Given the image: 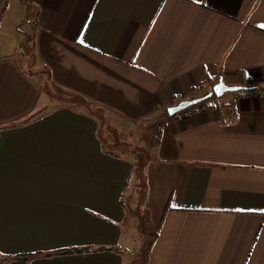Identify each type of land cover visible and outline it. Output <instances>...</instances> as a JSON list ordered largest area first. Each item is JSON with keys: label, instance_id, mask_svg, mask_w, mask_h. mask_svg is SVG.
Wrapping results in <instances>:
<instances>
[{"label": "crops", "instance_id": "0c3cea01", "mask_svg": "<svg viewBox=\"0 0 264 264\" xmlns=\"http://www.w3.org/2000/svg\"><path fill=\"white\" fill-rule=\"evenodd\" d=\"M23 2L31 49L0 0V264H127L121 226L139 222L146 264H264V85L164 114L219 78H264V0ZM75 99L148 123L142 193ZM81 246L120 249L48 255Z\"/></svg>", "mask_w": 264, "mask_h": 264}, {"label": "rangeland", "instance_id": "374dc122", "mask_svg": "<svg viewBox=\"0 0 264 264\" xmlns=\"http://www.w3.org/2000/svg\"><path fill=\"white\" fill-rule=\"evenodd\" d=\"M24 0H10L9 3V9L19 10L20 18L22 19V22H20L18 25V29H13L12 31V38L15 39V37L18 40L24 41V49H31L32 41H29L28 38H30V25L29 18L32 12V8L27 5ZM13 12V11H12ZM25 21H24V20ZM29 24V25H28ZM27 32V33H26ZM25 34V35H24ZM28 40V41H27ZM18 55V54H17ZM20 61H22V58H20ZM45 80H43L42 83H44ZM230 92V91H228ZM232 94V92L228 93ZM56 97V96H54ZM57 99V98H54ZM56 102H59V104L63 103L62 100H55ZM65 103V102H64ZM74 104L72 106L74 110L83 111L84 113H87L86 108H88L92 113H96L98 120L101 121L102 126L104 125V129L102 128V134H98L100 138H102L103 141H107L109 144L108 147L110 148L109 151L118 156L127 158L131 162L136 164L133 166V169L131 170L130 174V181L128 182L127 191L130 189L135 190H142L144 188V178H143V172L144 168L142 166H136L139 164V162H144L146 159V155L150 154L148 147H151V140L149 142L150 137H147V133H144L149 127L148 123H142L138 127H132L128 126L125 122L117 120L113 117L106 116V113L103 114L101 111H95V108H89L87 104H82V108L79 107L80 101L75 99L74 101L70 102ZM85 103V102H83ZM53 104V105H52ZM48 108L56 107V104L53 102ZM71 104V105H72ZM97 128V124H96ZM137 128V129H136ZM142 135V139H139V136ZM149 138V139H148ZM119 141L120 144H123L122 147L120 145H115L113 141ZM114 145L116 146L115 148ZM149 145V146H148ZM124 147V148H123ZM125 206L130 208L132 206V202H130V199L126 198L124 201ZM129 221V220H128ZM155 226L157 227V219H154ZM140 223V222H139ZM137 224L139 226H135V229L132 232L127 231V229L122 227V237H121V246L127 247L132 253H129L127 257V264H141L142 259L144 258L146 252H143V243H147L151 240L153 230H151V227H147V223L142 222L140 224ZM147 231V232H146ZM146 232V233H145ZM122 248V247H121ZM116 250H119L120 248H116ZM137 251L134 253L133 251ZM146 259V258H144Z\"/></svg>", "mask_w": 264, "mask_h": 264}, {"label": "trees", "instance_id": "16d2710c", "mask_svg": "<svg viewBox=\"0 0 264 264\" xmlns=\"http://www.w3.org/2000/svg\"><path fill=\"white\" fill-rule=\"evenodd\" d=\"M45 83H46V80H45ZM258 84H262L264 85V78H260L259 80L257 81H252V80H248V79H245L242 81V85L244 86L243 89H249V90H253L255 89V87L258 85ZM205 95V94H204ZM208 100L204 101V102H200L199 104H203L206 103ZM89 108H94L93 106H90L89 104H87ZM194 107V106H193ZM87 110V115L89 117H92L95 119L96 123H97V131H98V134H101V135H104L102 134V128L104 129V125L102 126L101 124V121L98 120L99 117H97L96 113H92L88 108H86ZM95 111H101L103 112V114L105 113L104 109L103 108H98V109H95ZM164 114L167 115V110L164 111ZM102 127V128H101ZM99 137V136H98ZM99 141L102 145V148L105 150V152H108L109 153V147L107 144H109L107 141H103L102 138L99 137ZM113 143L117 146V145H120V147H122L123 144H120V142L117 140L116 142L113 141ZM114 145L113 148H115L116 146ZM124 148V147H123ZM136 166H140V164H137ZM142 168H144L142 166ZM131 174V173H130ZM129 179H130V175L128 176V179L124 185V190L125 188L127 187L128 185V182H129ZM121 198H120V202H121ZM146 233V232H145ZM156 239V232H153L152 234V238L149 242L147 243H143L142 246H143V252H146V254H143L145 255L144 258L146 259H142V263L141 264H146L147 261H148V256L150 254V248L154 242V240ZM105 250H116L114 247H108V246H99V247H92V246H81V247H74V248H65L63 250H59L58 252H50L48 253V255H52L54 253H59V254H82V253H90V252H98V251H105ZM117 251V250H116ZM22 258H25V256H21ZM1 259H4L3 256H0Z\"/></svg>", "mask_w": 264, "mask_h": 264}, {"label": "water", "instance_id": "95a60500", "mask_svg": "<svg viewBox=\"0 0 264 264\" xmlns=\"http://www.w3.org/2000/svg\"><path fill=\"white\" fill-rule=\"evenodd\" d=\"M244 86H229L226 85L221 78L218 79V82H216L213 86L212 89L206 93L205 95H202L200 97L188 99V100H181L178 102V104L174 106H170L167 108V113L169 115H174L177 112L182 111L183 109L198 104L200 102H204L208 99H210L213 96H221L224 92L226 91H237L240 89H243Z\"/></svg>", "mask_w": 264, "mask_h": 264}, {"label": "built area", "instance_id": "2783aa9c", "mask_svg": "<svg viewBox=\"0 0 264 264\" xmlns=\"http://www.w3.org/2000/svg\"><path fill=\"white\" fill-rule=\"evenodd\" d=\"M194 106V107H193ZM204 106L203 104H195V105H192V106H189L185 109H183L182 111H180V113L183 115V116H189L192 114L193 110L194 109H202Z\"/></svg>", "mask_w": 264, "mask_h": 264}, {"label": "snow or ice", "instance_id": "6c2138e0", "mask_svg": "<svg viewBox=\"0 0 264 264\" xmlns=\"http://www.w3.org/2000/svg\"><path fill=\"white\" fill-rule=\"evenodd\" d=\"M262 28H264V25H261ZM81 43H83V41H81Z\"/></svg>", "mask_w": 264, "mask_h": 264}]
</instances>
